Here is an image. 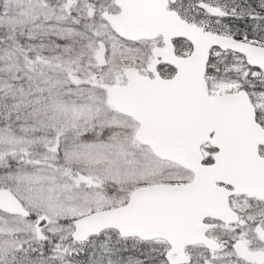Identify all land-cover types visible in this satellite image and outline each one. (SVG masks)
Instances as JSON below:
<instances>
[{"label":"snow or ice","instance_id":"obj_1","mask_svg":"<svg viewBox=\"0 0 264 264\" xmlns=\"http://www.w3.org/2000/svg\"><path fill=\"white\" fill-rule=\"evenodd\" d=\"M0 264H264V0H0Z\"/></svg>","mask_w":264,"mask_h":264}]
</instances>
